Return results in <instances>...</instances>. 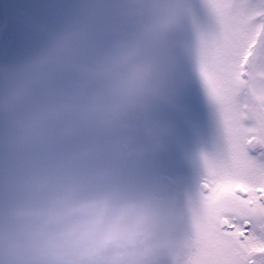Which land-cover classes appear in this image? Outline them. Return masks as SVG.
<instances>
[{
    "label": "clouds",
    "instance_id": "9594fccd",
    "mask_svg": "<svg viewBox=\"0 0 264 264\" xmlns=\"http://www.w3.org/2000/svg\"><path fill=\"white\" fill-rule=\"evenodd\" d=\"M200 6L76 0L41 48L0 65V264H182L200 189L140 164L172 132Z\"/></svg>",
    "mask_w": 264,
    "mask_h": 264
},
{
    "label": "snow or ice",
    "instance_id": "6c2138e0",
    "mask_svg": "<svg viewBox=\"0 0 264 264\" xmlns=\"http://www.w3.org/2000/svg\"><path fill=\"white\" fill-rule=\"evenodd\" d=\"M192 34L222 136L201 156L202 211L182 264H264V0H201Z\"/></svg>",
    "mask_w": 264,
    "mask_h": 264
},
{
    "label": "rangeland",
    "instance_id": "374dc122",
    "mask_svg": "<svg viewBox=\"0 0 264 264\" xmlns=\"http://www.w3.org/2000/svg\"><path fill=\"white\" fill-rule=\"evenodd\" d=\"M75 8L76 0H0V65L19 62L41 48ZM190 38L194 41L192 33ZM185 71L188 80L183 94L165 113L172 125L167 144L142 161L140 168L148 175L168 174L195 192L204 177L201 156L216 150L222 125L194 58L186 63Z\"/></svg>",
    "mask_w": 264,
    "mask_h": 264
},
{
    "label": "flooded vegetation",
    "instance_id": "af4514ba",
    "mask_svg": "<svg viewBox=\"0 0 264 264\" xmlns=\"http://www.w3.org/2000/svg\"><path fill=\"white\" fill-rule=\"evenodd\" d=\"M158 176H160L161 178L172 179V180L177 181L174 177H172V176H170V175H168V174H164L163 172L160 173V174H158ZM200 183H201V181L198 183V187H199V188H200V186H199ZM200 185H201V184H200ZM189 186H190V185H189ZM189 186H188V189H189ZM191 186L196 187L195 184H192Z\"/></svg>",
    "mask_w": 264,
    "mask_h": 264
}]
</instances>
